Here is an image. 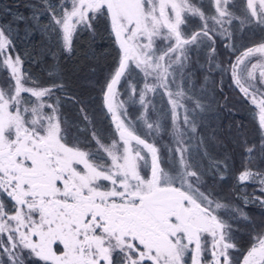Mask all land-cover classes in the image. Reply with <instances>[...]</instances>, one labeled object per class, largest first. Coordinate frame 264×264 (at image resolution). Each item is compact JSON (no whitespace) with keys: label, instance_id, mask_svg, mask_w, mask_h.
Instances as JSON below:
<instances>
[{"label":"snow or ice","instance_id":"obj_1","mask_svg":"<svg viewBox=\"0 0 264 264\" xmlns=\"http://www.w3.org/2000/svg\"><path fill=\"white\" fill-rule=\"evenodd\" d=\"M25 7L30 15L15 14L17 25L39 26L47 14L44 30L67 51L79 26L94 32L102 20L110 28L119 59L101 91L118 138L104 143L94 127L81 129L96 150L70 138L63 101L79 104L91 124L85 102L54 82L55 67L51 84L33 78L12 22L0 23V264H264V219L221 202L209 183L226 179L228 157L214 153L231 138L244 157L236 186L255 184L259 192L236 199L264 209V38L244 43L264 33V0H33ZM0 13L12 10L4 5ZM213 74L221 85L228 77L253 106L254 138L242 123L234 131L213 126L217 110L231 111L227 97L215 99L223 89ZM137 104L134 121L126 105Z\"/></svg>","mask_w":264,"mask_h":264},{"label":"trees","instance_id":"obj_2","mask_svg":"<svg viewBox=\"0 0 264 264\" xmlns=\"http://www.w3.org/2000/svg\"><path fill=\"white\" fill-rule=\"evenodd\" d=\"M32 2L33 0H0V8L7 5L12 10L10 15L0 13V23L12 22L16 49L21 54H30L26 57L24 67L30 70V75L33 78L39 79L45 85L51 84L53 80L49 78L48 73L55 67L57 75L54 82L63 83L69 96L85 102L91 124L85 123L79 113L80 105L72 100L63 101V112L67 117L70 138L75 137L81 144H87L90 150H96L97 146L91 138V132L81 131V129L94 127L103 138L104 143H109L112 138L117 137L114 123L106 111L101 89L106 78L116 67L119 59L118 45L110 34V28L101 20L96 23L94 32L79 26L74 33L72 50L67 51L56 34H53L50 29L44 30L43 26L49 20L47 14L40 17L39 26H35L36 22L33 20L19 22L17 25L15 14L29 16L30 9L25 5ZM262 38H264V33L257 31L255 35L250 34L244 43L246 46H251L252 43H258ZM201 62L203 63V60ZM213 75L217 90L219 91L221 87L223 89L222 95H216V101L223 104L224 97H227V105L231 109V111L217 110L212 116L213 126L219 125L226 130L229 125H232L234 131L235 124L242 123L250 138H254L256 124L253 119V106L237 89L230 85L229 78L224 77L221 85V77L218 74ZM5 76L6 73L0 72V81L3 82ZM141 77L142 74L135 72L132 74L134 83L139 81L142 84ZM211 85L212 81L210 80L209 86ZM123 91L122 87L119 88V92ZM57 95L62 96L63 93L57 92ZM119 99L126 100L127 97L120 95ZM126 106L129 116L135 121L140 114L139 105ZM230 140L231 138L226 139L225 146L218 148L214 153L217 159H224L226 155L228 157V170L224 173L226 179L221 181L218 178H209V183L214 184L217 198L220 201L239 205L251 218L259 222L264 219V209L258 203H249L245 206L241 200L236 199L237 196L244 194L259 195V192L254 184L236 186L235 176L241 170L244 157L241 149ZM239 238L247 246V229L241 231Z\"/></svg>","mask_w":264,"mask_h":264},{"label":"rangeland","instance_id":"obj_3","mask_svg":"<svg viewBox=\"0 0 264 264\" xmlns=\"http://www.w3.org/2000/svg\"><path fill=\"white\" fill-rule=\"evenodd\" d=\"M220 50V53H221V56L222 57H225L226 55H227V51L225 50V49H223V48H220L219 49ZM228 78V77H227ZM0 82H2V81H0ZM230 85L232 86V84H231V82H230ZM232 87H234V86H232ZM234 89H236L235 87H234ZM117 136V135H116ZM118 138V136L115 138H112L111 140H113V139H117ZM255 185V184H254ZM255 187H256V190H257V188H258V185H255ZM219 199V198H218ZM222 202V201H221Z\"/></svg>","mask_w":264,"mask_h":264}]
</instances>
